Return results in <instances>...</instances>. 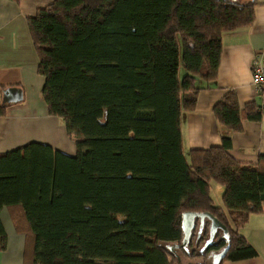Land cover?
I'll list each match as a JSON object with an SVG mask.
<instances>
[{
    "label": "trees",
    "instance_id": "16d2710c",
    "mask_svg": "<svg viewBox=\"0 0 264 264\" xmlns=\"http://www.w3.org/2000/svg\"><path fill=\"white\" fill-rule=\"evenodd\" d=\"M257 2L53 0L27 18L47 114L76 153L40 143L0 153V212L24 236L23 264H209L225 248L221 264L257 257L238 229L263 213L264 155L238 162L222 136L187 161L180 132L181 113L217 77L222 35L250 27ZM9 106L0 103V117ZM212 113L238 133L264 108H241L227 89ZM187 212L215 217L226 234L206 244L204 219L182 246ZM6 245L0 221V252Z\"/></svg>",
    "mask_w": 264,
    "mask_h": 264
},
{
    "label": "crops",
    "instance_id": "0c3cea01",
    "mask_svg": "<svg viewBox=\"0 0 264 264\" xmlns=\"http://www.w3.org/2000/svg\"><path fill=\"white\" fill-rule=\"evenodd\" d=\"M52 1L21 0L15 3L0 0V103L4 88L16 87L22 91V101L10 104L7 114L0 117V153L29 143L48 145L68 156L76 153L75 144L67 136L63 121L47 114L41 96L43 79L36 73L38 60L27 28V18ZM254 17L250 27L222 35L215 81L209 89L199 92L193 111L181 113L180 132L185 157L192 149L219 146L222 136L230 138L228 154L238 162L253 165L259 155H264V117L259 122L243 121L242 130L233 133L218 124L212 113L213 106L227 89L234 90L241 108L250 102L257 106L264 104V96H255L250 85L253 57L258 52L264 57V0L255 4ZM253 215L264 217V205L262 214ZM253 219L252 227L257 231L263 220ZM0 221L7 238L5 251L0 252V264H23L26 249L24 236L15 231L6 209L1 210ZM195 221L194 229L198 230L203 220L201 224L198 219ZM251 245L257 251V257L223 264H264V255L261 256L258 249Z\"/></svg>",
    "mask_w": 264,
    "mask_h": 264
},
{
    "label": "water",
    "instance_id": "95a60500",
    "mask_svg": "<svg viewBox=\"0 0 264 264\" xmlns=\"http://www.w3.org/2000/svg\"><path fill=\"white\" fill-rule=\"evenodd\" d=\"M22 101V91L19 88L16 87H7L2 91V97H1V104H15ZM207 219L209 221V233L210 235L214 234L218 230H222L224 234H226L225 227L213 216L209 214H195L191 212L184 213L182 215L181 219V230L183 232V243L189 239L191 235V231L195 227L196 219L200 221V224L202 220ZM173 249L172 247L170 248ZM227 248L223 249L220 252H217L213 256L212 264H221L222 259L226 253Z\"/></svg>",
    "mask_w": 264,
    "mask_h": 264
},
{
    "label": "rangeland",
    "instance_id": "374dc122",
    "mask_svg": "<svg viewBox=\"0 0 264 264\" xmlns=\"http://www.w3.org/2000/svg\"><path fill=\"white\" fill-rule=\"evenodd\" d=\"M240 1L243 2L245 0H240ZM184 73L185 71L181 64L179 68V76L182 77ZM186 160L188 161V157ZM210 184H211L210 196H211V199L213 200V204L216 207L223 208V205L221 202V195L223 191L222 186L215 182H211ZM251 218H254L253 221L257 219L263 220V222L262 221L260 222V229H258L257 231L252 227L253 222L251 221ZM249 221L250 223L247 222L244 227L238 229V232L241 235H243L250 244H253L258 249V253L261 256H263L264 255V225H263L264 217L259 216V215H251ZM232 227L234 228L233 225Z\"/></svg>",
    "mask_w": 264,
    "mask_h": 264
},
{
    "label": "built area",
    "instance_id": "2783aa9c",
    "mask_svg": "<svg viewBox=\"0 0 264 264\" xmlns=\"http://www.w3.org/2000/svg\"><path fill=\"white\" fill-rule=\"evenodd\" d=\"M250 85L255 96H264V57L260 52L256 53L251 63ZM264 108V104H261Z\"/></svg>",
    "mask_w": 264,
    "mask_h": 264
},
{
    "label": "flooded vegetation",
    "instance_id": "af4514ba",
    "mask_svg": "<svg viewBox=\"0 0 264 264\" xmlns=\"http://www.w3.org/2000/svg\"><path fill=\"white\" fill-rule=\"evenodd\" d=\"M213 240H212V238H210V239H207L206 241H205V243L206 244H209V243H211ZM187 242V241H186ZM186 242H185V244H186ZM185 244H182V246H184ZM173 248V247H172ZM174 249V248H173ZM172 249V250H173ZM171 250V249H170ZM171 250V251H172ZM220 251H222V250H220ZM219 251V249L218 250H216V251H213L211 254H210V256H209V264H212V260H213V256L217 253V252H220ZM178 264H179V261H178Z\"/></svg>",
    "mask_w": 264,
    "mask_h": 264
}]
</instances>
